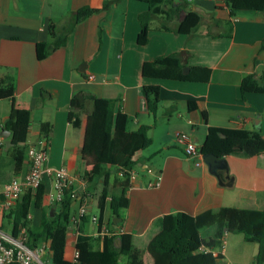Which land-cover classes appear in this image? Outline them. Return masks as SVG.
I'll list each match as a JSON object with an SVG mask.
<instances>
[{
  "label": "crops",
  "instance_id": "1",
  "mask_svg": "<svg viewBox=\"0 0 264 264\" xmlns=\"http://www.w3.org/2000/svg\"><path fill=\"white\" fill-rule=\"evenodd\" d=\"M104 1L0 0V79L12 77L13 101L29 111L28 145H42L41 123L50 125L45 164L64 167L78 194L71 203L66 236L64 257L69 261H75L78 227L86 234L97 232V223L91 217H97L100 186L85 181L83 173L105 156L104 151L88 148L91 115H81L77 127L68 118L70 98L77 91L115 99L116 108L127 115V129L132 132L125 151L134 141L133 132L140 125L150 126L147 134L151 143L131 155L135 166L127 190L128 202L114 223L116 232L134 233L136 241L145 242L158 218L168 212L197 215L204 211L217 213L224 207H264V152L250 157L227 155L228 173L220 171L219 180L208 171L203 159L195 165L196 158L185 155L183 143L176 136V132L188 134L199 149L209 126L255 130L264 136V93L246 92L242 97L240 90L245 74L258 77L264 72V11L230 13L222 0H176L183 7L179 18L170 21L168 29H159L160 21L152 19L148 41L139 45L138 15L147 4L119 0L103 8ZM84 5L97 10L72 26L64 45L38 59L36 43L51 42L58 31L66 28L71 14ZM187 10L200 17L193 34L175 31ZM171 54H177L180 66L172 68L169 77L142 74L144 62ZM190 70L195 71L194 80L180 78ZM146 84L159 85L160 103L153 125V115L142 93ZM11 102L9 98L0 99V152L2 144L10 140L3 123ZM26 169L25 159L13 174L22 176ZM100 182L110 188L113 175H106ZM42 184L45 191L41 206L54 205L53 176L45 172ZM80 205L85 206L83 219L78 214ZM6 214H0V223ZM40 214L41 207L32 208L29 215L38 223ZM110 217L106 204L103 221ZM217 226L202 225L199 233L213 237ZM41 255L43 264L50 262L45 250Z\"/></svg>",
  "mask_w": 264,
  "mask_h": 264
},
{
  "label": "trees",
  "instance_id": "2",
  "mask_svg": "<svg viewBox=\"0 0 264 264\" xmlns=\"http://www.w3.org/2000/svg\"><path fill=\"white\" fill-rule=\"evenodd\" d=\"M119 0H105L103 8L109 7ZM147 4V9L138 15L140 29L137 33V43L143 45L148 41L152 19L160 21L159 29H168L170 21L178 19L181 3L176 0H139ZM232 13L235 10L264 11V0H222ZM97 9L84 5L71 14L65 29L58 31L51 42H37L36 56L44 58L56 48L64 45L66 34L72 26L95 12ZM199 15L187 10L179 19L175 31L187 34L195 33ZM228 33L231 25L228 24ZM264 49V37L261 39ZM177 54L157 56L142 64V74L146 77H169L172 68L179 67ZM181 79L194 80L195 71L180 74ZM240 90L246 92L264 93V72L255 77L245 74L240 80ZM145 106L153 115L160 103L159 85L146 84L142 86ZM11 99L8 117L3 128L10 134L11 145L0 152L1 182H8L22 167L27 156V131L29 127V111L19 107L13 101V79L6 76L0 79V99ZM90 108L88 109V106ZM68 118L73 126L80 124V116L91 115L88 137V148L94 151H104V159L92 169L84 171L83 178L88 183L100 186L97 192V235L86 234L78 227L75 247L78 251L75 261L64 257L67 229L72 213V201L78 194L71 183H64L61 198L51 206H41L44 196V185L41 183L34 189H26L13 207L5 215L11 223V232L17 234L20 229L26 233V245L34 249L44 243L52 264H218L223 254H212L213 249L222 246L225 232L241 233L243 239L257 244L254 255L255 264H264V207L262 209L224 207L217 213L204 211L191 215L184 211H173L161 215L151 236L143 242V249L135 245V235L131 232H116L113 217H120V211L127 206V190L135 161L132 153L147 147L151 139L147 134L149 125H140L128 151L124 146L128 143L132 132L127 129V115L116 108L112 98L96 97L88 91H77L68 105ZM51 127L41 123L40 137L46 142L49 139ZM200 152L213 153L219 157L227 155L254 156L264 152V136L258 131L243 128H226L209 126L207 134L200 146ZM14 173V174H13ZM106 175H113L110 188L100 182ZM119 187V188H117ZM109 206L111 217L103 221V211ZM55 210L50 215V208ZM41 207L38 223L29 215L32 208ZM83 215L79 218L83 219ZM107 233L100 235L101 225ZM216 223L217 230L213 237H202L199 227ZM2 226V223H0ZM226 229V230H225ZM208 248L209 250H204ZM144 253V255H142ZM8 264H16L14 262Z\"/></svg>",
  "mask_w": 264,
  "mask_h": 264
},
{
  "label": "built area",
  "instance_id": "3",
  "mask_svg": "<svg viewBox=\"0 0 264 264\" xmlns=\"http://www.w3.org/2000/svg\"><path fill=\"white\" fill-rule=\"evenodd\" d=\"M88 78H93V74H89ZM177 138L183 143V151L187 157L196 158L195 165L201 163L202 153L196 143L186 133L176 132ZM43 143L40 146L28 145L27 149V169L22 176L14 175L8 182L0 181V214L8 213L15 202L20 198L26 189H34L42 183L43 174L49 173L54 178L55 193L53 199L57 202L62 196V188L64 183H72L67 170L64 167H49L45 164L48 157L47 142L42 139ZM0 143L2 140L0 138ZM133 173L131 172L132 177ZM85 206L80 205L78 214L83 215ZM91 219L96 221L97 217L92 216ZM105 222V221H104ZM101 225L99 234L107 233V229ZM98 233L96 232L95 235ZM209 250L208 248H203ZM45 250V244H39L36 248L31 249L26 245V233L20 229L17 234L13 235L11 230L6 231L0 224V264L16 263V264H43L40 260L41 251ZM212 254H223V250H211ZM47 252V251H46ZM78 251L75 250L74 259L77 257ZM221 264H233L227 259L222 258Z\"/></svg>",
  "mask_w": 264,
  "mask_h": 264
},
{
  "label": "rangeland",
  "instance_id": "4",
  "mask_svg": "<svg viewBox=\"0 0 264 264\" xmlns=\"http://www.w3.org/2000/svg\"><path fill=\"white\" fill-rule=\"evenodd\" d=\"M93 210L95 211V208ZM2 228L10 231L11 223L7 218L3 220ZM135 245L143 249V242L135 241ZM256 247V243L245 241L241 233L226 232L223 237V256L225 259L237 264H255L254 254L257 249ZM46 263L52 264L50 262L48 263L47 260ZM218 264H221V262H218Z\"/></svg>",
  "mask_w": 264,
  "mask_h": 264
},
{
  "label": "water",
  "instance_id": "5",
  "mask_svg": "<svg viewBox=\"0 0 264 264\" xmlns=\"http://www.w3.org/2000/svg\"><path fill=\"white\" fill-rule=\"evenodd\" d=\"M11 145L10 140L5 141V149H7ZM226 156L219 157L213 153H204L202 154V158L204 163L207 166L208 171L215 175L219 180H221V173L220 171H225L228 173V163L225 158ZM51 214H53L54 207L51 208ZM120 218L114 217L113 222L116 223ZM226 230V229H225Z\"/></svg>",
  "mask_w": 264,
  "mask_h": 264
}]
</instances>
